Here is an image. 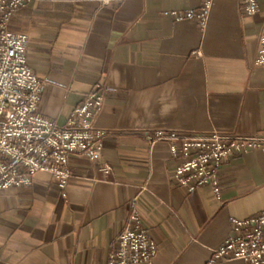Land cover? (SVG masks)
<instances>
[{
  "label": "crops",
  "instance_id": "1",
  "mask_svg": "<svg viewBox=\"0 0 264 264\" xmlns=\"http://www.w3.org/2000/svg\"><path fill=\"white\" fill-rule=\"evenodd\" d=\"M111 1L32 0L10 23L30 38L44 118L64 125L89 93H106L98 126L113 173L106 180L75 154L66 193L44 172L0 191V264H107L137 196L158 245L154 264H206L232 219L264 213V147L225 164L216 197L209 186L180 188L169 145L147 139L159 129L264 132V68L255 66L264 4L248 16L242 0H215L202 28L165 15L201 0Z\"/></svg>",
  "mask_w": 264,
  "mask_h": 264
},
{
  "label": "built area",
  "instance_id": "2",
  "mask_svg": "<svg viewBox=\"0 0 264 264\" xmlns=\"http://www.w3.org/2000/svg\"><path fill=\"white\" fill-rule=\"evenodd\" d=\"M32 0H0V191L29 187L35 176L50 174L66 193L72 180L70 157L80 154L98 163L109 179L113 167L104 161L107 131L98 126L106 104V93L93 91L72 112L64 125L39 113L44 82L29 63L30 38L9 30L14 15ZM124 1V0H118ZM215 0H201L197 9L166 12L176 22L194 20L206 28ZM248 16L260 13L264 0H242ZM111 4V0H102ZM255 66L264 68V26L259 37ZM151 146L169 145L176 184L195 193L209 186L220 197V174L225 164L250 150L264 147V132L252 135L209 132L184 134L175 130L147 133ZM146 188L143 187L142 192ZM140 196L131 202L126 226L112 246L107 264H154L159 249L145 225L139 207ZM241 260L264 264V213L247 219H232V235L216 249L206 264Z\"/></svg>",
  "mask_w": 264,
  "mask_h": 264
}]
</instances>
